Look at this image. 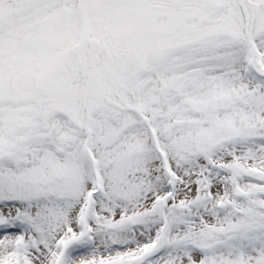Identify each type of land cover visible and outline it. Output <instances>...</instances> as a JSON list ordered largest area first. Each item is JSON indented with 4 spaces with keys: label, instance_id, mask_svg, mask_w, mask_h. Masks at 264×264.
<instances>
[{
    "label": "snow or ice",
    "instance_id": "snow-or-ice-1",
    "mask_svg": "<svg viewBox=\"0 0 264 264\" xmlns=\"http://www.w3.org/2000/svg\"><path fill=\"white\" fill-rule=\"evenodd\" d=\"M0 264H264V0H0Z\"/></svg>",
    "mask_w": 264,
    "mask_h": 264
}]
</instances>
